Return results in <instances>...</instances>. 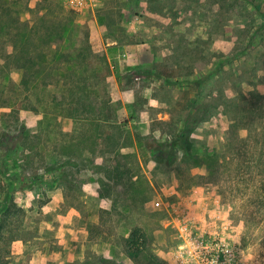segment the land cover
I'll return each mask as SVG.
<instances>
[{"label": "rangeland", "instance_id": "obj_1", "mask_svg": "<svg viewBox=\"0 0 264 264\" xmlns=\"http://www.w3.org/2000/svg\"><path fill=\"white\" fill-rule=\"evenodd\" d=\"M263 109L264 0H0V258L264 264Z\"/></svg>", "mask_w": 264, "mask_h": 264}, {"label": "trees", "instance_id": "obj_2", "mask_svg": "<svg viewBox=\"0 0 264 264\" xmlns=\"http://www.w3.org/2000/svg\"><path fill=\"white\" fill-rule=\"evenodd\" d=\"M22 82H25V81L22 79ZM199 82L200 81H198V80L196 81V83H199ZM119 103H120L119 100H112L111 98L106 100L105 109H104V113H105L104 117H105L106 121H113V120L117 119V112L119 111V108H120ZM262 113L264 114V109L262 110ZM230 120L233 121L232 123H234L235 117H230ZM255 127L256 126H253V122H251V121L246 122V130L248 132V134L246 135L247 137L249 136V134H251V131L255 130L254 129ZM261 128H264V126H261ZM261 134L263 135V131L261 133L255 132V134L253 136L256 137V139H259L258 137H260ZM1 136H2V138H5L8 135L6 132H2ZM253 136H251V137H253ZM185 140L187 142L188 148H190V146L192 144L189 141L188 132H187V135L185 136ZM161 145H162V143L157 144V146H159V147ZM106 153H111L113 155V154H115V150L113 147H111L110 150H106ZM122 157H125V156H122ZM109 160L115 162L116 170H118L120 168L122 163L119 161L118 157L117 158L111 157V158H109ZM111 171L113 172V170H111ZM104 173H105V175L110 176V173L108 170H106ZM120 173H122V172H120ZM25 183H28V182H25ZM5 193H7V195H8L9 192L5 191ZM5 197H6L7 201H8V199H10V198H8V196H5ZM3 202L5 203L6 201L4 200ZM0 203H2V201H0ZM4 203L1 204V208H0V216L2 217L1 221H0V232L3 228L5 229V227L8 226L9 220L11 219V218L9 219L10 216L11 217L17 216L18 212L22 211L21 208H16V205L12 201H10L8 204H4ZM218 249L212 250V254H210L209 257H212L218 263H221V262H223L222 252H220ZM123 250H124L125 255L133 261H138V260L142 259L143 264H166L165 261L161 257L157 256L156 254L145 252L146 251V235H145L144 231L138 226H133L132 228H130L127 231L126 236L123 238ZM8 259H1L0 258V264L8 263L9 262Z\"/></svg>", "mask_w": 264, "mask_h": 264}]
</instances>
